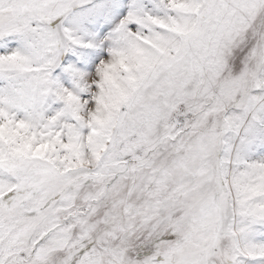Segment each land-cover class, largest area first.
<instances>
[{
    "label": "snow or ice",
    "instance_id": "1",
    "mask_svg": "<svg viewBox=\"0 0 264 264\" xmlns=\"http://www.w3.org/2000/svg\"><path fill=\"white\" fill-rule=\"evenodd\" d=\"M0 264H264V0H0Z\"/></svg>",
    "mask_w": 264,
    "mask_h": 264
}]
</instances>
